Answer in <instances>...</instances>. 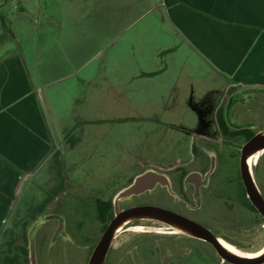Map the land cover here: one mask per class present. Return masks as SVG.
Listing matches in <instances>:
<instances>
[{"label": "rangeland", "instance_id": "rangeland-1", "mask_svg": "<svg viewBox=\"0 0 264 264\" xmlns=\"http://www.w3.org/2000/svg\"><path fill=\"white\" fill-rule=\"evenodd\" d=\"M126 1L0 0V58H24L46 111L55 117L58 141L64 133L45 173L26 181L0 238V264L11 231L38 214L27 227L28 262L20 264H87L105 230L95 197L112 202L108 223L132 204L177 209L190 199L201 208L197 219L243 254L264 247V217L251 207L240 169L246 131L264 132V84L234 85L211 95L201 110L205 126L193 138L190 131H199L200 121L199 112L188 108L191 94L179 97L182 110L150 104L145 71L154 52L135 28L152 15L135 21L138 13L123 12ZM212 84L225 89L220 76ZM203 93L194 95L200 106ZM220 110L227 132L220 128ZM156 116L175 125L147 120ZM259 152L252 176L264 198V151ZM141 171L166 181L128 194ZM194 176L208 184L193 195ZM136 225L145 228H129ZM169 226L135 220L114 236L104 264H234L192 234L167 232Z\"/></svg>", "mask_w": 264, "mask_h": 264}, {"label": "crops", "instance_id": "crops-1", "mask_svg": "<svg viewBox=\"0 0 264 264\" xmlns=\"http://www.w3.org/2000/svg\"><path fill=\"white\" fill-rule=\"evenodd\" d=\"M123 5L125 14L138 13L135 21L152 15L135 31L144 32L154 52L145 71L154 109L182 110L180 98L191 94L188 108L199 112L201 123V110L211 95L234 85L264 84V0H127ZM217 76L225 80V89L212 84ZM200 89L206 96L203 108L194 100ZM53 116L24 58H0V238L26 181L45 173L63 141V132L57 139ZM147 120L175 125L159 116ZM190 132L193 138L201 134Z\"/></svg>", "mask_w": 264, "mask_h": 264}, {"label": "water", "instance_id": "water-1", "mask_svg": "<svg viewBox=\"0 0 264 264\" xmlns=\"http://www.w3.org/2000/svg\"><path fill=\"white\" fill-rule=\"evenodd\" d=\"M263 148L264 133H257L253 135L242 146L240 169L247 196L253 206L264 217V198L254 182L250 167L247 162L249 153ZM158 181L165 182L166 179L163 176L157 175L153 172H148L137 177L134 183L127 190V193H140L145 189L153 187ZM129 217H149L150 219L166 222L170 225H178L180 227H183L187 229L193 236L210 243L224 261H228L234 264L264 263V253L255 257H245L229 252L221 244V242L219 241V237L215 235L207 226L194 219H191L184 214L160 205L142 204L132 205L116 212V214L111 218L107 227L103 231L96 246L94 247L87 264H104L111 241L114 238L116 228L120 223H122Z\"/></svg>", "mask_w": 264, "mask_h": 264}, {"label": "trees", "instance_id": "trees-1", "mask_svg": "<svg viewBox=\"0 0 264 264\" xmlns=\"http://www.w3.org/2000/svg\"><path fill=\"white\" fill-rule=\"evenodd\" d=\"M221 112V111H220ZM219 123L222 131L227 132L228 128L225 123L222 112L219 114ZM254 132L251 130L246 131L247 138L253 136ZM95 206L97 209L98 220L105 225V228L108 225V217L112 215V202L103 200L100 197L94 198ZM251 207L256 210V208L251 203ZM37 215L32 217V219L25 220L21 229L18 232L11 231L12 239L9 241V251L3 258V264H20L27 263L29 259V248H28V232L27 227L31 221L35 220ZM16 223V222H14ZM7 229H4L2 237L6 235Z\"/></svg>", "mask_w": 264, "mask_h": 264}, {"label": "flooded vegetation", "instance_id": "flooded-vegetation-1", "mask_svg": "<svg viewBox=\"0 0 264 264\" xmlns=\"http://www.w3.org/2000/svg\"><path fill=\"white\" fill-rule=\"evenodd\" d=\"M231 108H232V99L230 98V101L228 102V104H227V108H226V110H229L230 112H231ZM205 126V119H204V116H203V113H202V121H201V123H200V128H199V130L201 131L202 130V128ZM258 133H264V132H258ZM255 134H257V132L256 133H254L253 135H255ZM252 137V136H251ZM250 137V138H251ZM250 138H248L247 139V141L250 139ZM264 151V148L263 149H259V150H256V151H254V152H251L249 155H248V158H247V162H248V165H249V167H250V171H251V174H252V164H253V162H252V158L253 157H256V158H258L259 156H260V152L259 151ZM253 177V176H252ZM242 178V177H241ZM254 179V178H253ZM189 181H190V183L191 184H193L194 185V191H193V195L194 194H196V192L201 188V187H204V186H206L208 183L207 182H205L204 181V179L203 178H199V177H196V176H194V177H191L190 179H189ZM243 181V180H242ZM255 182V181H254ZM157 183V182H156ZM244 184V183H243ZM256 184V183H255ZM245 187V186H244ZM184 191H185V189H183ZM204 190V189H203ZM186 194V193H185ZM142 204H155V205H160V206H163V207H166V208H169V209H172V210H175V211H177V212H179V213H181V214H184V215H186V216H188V217H190L191 219H194V220H196V221H198V222H200L198 219H197V214H199V212H200V210H201V208H197L195 205H193V203H192V201L190 200V199H188V200H185V204H182L181 205V207H177V209H174V208H171V207H169V206H165V205H162V204H157V203H152V202H139V203H136V204H132V205H142ZM132 205H129V206H132ZM129 206H127V207H129ZM257 210V209H256ZM258 211V210H257ZM259 212V211H258ZM260 213V212H259ZM140 219H150L149 217H144V218H140ZM135 220H137V219H135ZM135 220H131V221H128V222H126L124 225H123V227L118 231V233L121 231V230H123L126 226H128L129 224H131L132 222H134ZM201 223V222H200ZM129 228H133L134 230H138V231H143L144 230V228H145V226H143V225H136V226H132V227H129ZM60 231V230H59ZM159 232H164V230H158ZM167 232H169V233H177V232H181V233H185V234H188V233H186V232H184V231H182V230H179V229H177V228H175V227H173V226H169L168 227V229H167ZM117 233V234H118ZM116 234V235H117ZM190 235V234H189ZM219 238H221V240H222V242L223 241H226L224 238H222V237H219ZM228 242V241H227ZM223 244H224V242H223ZM224 246H225V244H224ZM260 251V250H259ZM259 251H257V252H259ZM257 252H255V253H257Z\"/></svg>", "mask_w": 264, "mask_h": 264}, {"label": "bare ground", "instance_id": "bare-ground-1", "mask_svg": "<svg viewBox=\"0 0 264 264\" xmlns=\"http://www.w3.org/2000/svg\"><path fill=\"white\" fill-rule=\"evenodd\" d=\"M249 154H250V153H249ZM249 154H248V155H249ZM247 158H248V157H247ZM255 158H256V157H253V158H252V162L254 161ZM140 218H144V217H129L128 219L124 220V221H123L122 223H120L119 226L116 228L115 233H114V236H116V234L118 233V231L123 227V225H124L126 222L131 221V220H135V219H140ZM171 226H173V227H175V228H177V229H179V230H182V231H184V232H186V233H188V234H191L187 229H185V228H183V227H180V226H178V225H171ZM219 241L221 242V244H222L223 246H224V244H225L224 247H225L229 252L234 253V254L239 255V256L255 257V256H259V255H261V254L264 253V247H263V248H262L259 252H257V253H253V254H243V253L240 252V250H238V248H236L233 244H231V243H229V242H227V241H223V242H224V244H223L221 238H219Z\"/></svg>", "mask_w": 264, "mask_h": 264}]
</instances>
